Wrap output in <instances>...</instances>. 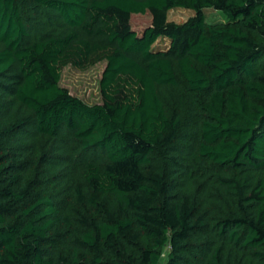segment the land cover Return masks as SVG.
Returning <instances> with one entry per match:
<instances>
[{
    "label": "trees",
    "instance_id": "1",
    "mask_svg": "<svg viewBox=\"0 0 264 264\" xmlns=\"http://www.w3.org/2000/svg\"><path fill=\"white\" fill-rule=\"evenodd\" d=\"M99 62L101 103L60 86ZM62 135L82 158L65 193L45 173ZM166 245L164 264H264V0H0V264Z\"/></svg>",
    "mask_w": 264,
    "mask_h": 264
},
{
    "label": "rangeland",
    "instance_id": "2",
    "mask_svg": "<svg viewBox=\"0 0 264 264\" xmlns=\"http://www.w3.org/2000/svg\"><path fill=\"white\" fill-rule=\"evenodd\" d=\"M208 22H224L225 18L218 12L207 10L206 12ZM194 13L183 9H174L169 11L168 20L175 23H183ZM131 28L140 35L145 28L150 26L151 18L148 14L135 15L130 20ZM169 42L165 39L158 40L153 48L166 49ZM105 68V62H99L95 65L85 69H77L70 65L65 66L61 70L60 86L66 88L73 96H76L89 105L101 103V94L99 89V81L102 72ZM58 142L65 147L58 153H55L57 146L53 143L50 146L52 154H49L47 169L45 173L48 176L47 186L57 191H64L68 189L67 186L80 180L82 170L81 157L79 151H75L72 147L71 141L69 142L65 135ZM62 142V143H61ZM93 159L97 163H103V157L94 155ZM43 168V167H41ZM44 170V168H43ZM169 247L166 245L162 249L161 264L165 263Z\"/></svg>",
    "mask_w": 264,
    "mask_h": 264
}]
</instances>
